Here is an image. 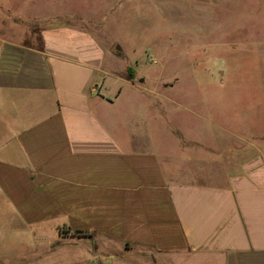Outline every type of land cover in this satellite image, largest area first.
<instances>
[{"label": "crops", "instance_id": "1", "mask_svg": "<svg viewBox=\"0 0 264 264\" xmlns=\"http://www.w3.org/2000/svg\"><path fill=\"white\" fill-rule=\"evenodd\" d=\"M1 2L0 232L37 253L1 239L0 264H264L263 137L236 160L173 127L168 150L166 110L139 94L171 83L117 75L101 22L67 19L88 23L80 11L28 14L39 32L7 35L17 12Z\"/></svg>", "mask_w": 264, "mask_h": 264}, {"label": "rangeland", "instance_id": "2", "mask_svg": "<svg viewBox=\"0 0 264 264\" xmlns=\"http://www.w3.org/2000/svg\"><path fill=\"white\" fill-rule=\"evenodd\" d=\"M1 3L11 5L17 12L5 17L9 20L7 35L14 28L38 33L42 22L26 19L28 14L80 11L88 23L81 15L67 19L82 26L101 22L103 45L110 49L116 43L119 45L122 55H110L119 63L117 75H130L133 69L136 85L171 83L166 91L162 85L160 94L146 90L139 94L155 110L159 105L166 110L168 150L180 143L171 132L173 127L183 130L187 138L183 137L184 145L205 152L222 150L224 158L233 153L236 160L245 159L248 153L243 149L264 138L261 0H2ZM13 22L22 25L12 28ZM114 83L117 86L122 81L115 79ZM200 154L202 159L206 157L201 151ZM209 169L219 176L224 172L219 162ZM6 207L0 201V211ZM1 227L4 225L0 223ZM7 230L13 232L9 227ZM12 237L10 232H0V240L8 244L6 253L21 252L28 257L37 253L18 250L9 241ZM27 237L22 235L23 249L28 245Z\"/></svg>", "mask_w": 264, "mask_h": 264}, {"label": "water", "instance_id": "3", "mask_svg": "<svg viewBox=\"0 0 264 264\" xmlns=\"http://www.w3.org/2000/svg\"><path fill=\"white\" fill-rule=\"evenodd\" d=\"M111 51L116 55H122V51L117 43L112 46Z\"/></svg>", "mask_w": 264, "mask_h": 264}, {"label": "trees", "instance_id": "4", "mask_svg": "<svg viewBox=\"0 0 264 264\" xmlns=\"http://www.w3.org/2000/svg\"><path fill=\"white\" fill-rule=\"evenodd\" d=\"M130 77L133 78L134 77V70L133 69H130Z\"/></svg>", "mask_w": 264, "mask_h": 264}]
</instances>
